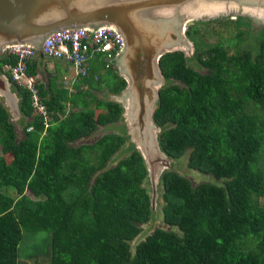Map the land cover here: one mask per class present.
Instances as JSON below:
<instances>
[{
	"label": "trees",
	"instance_id": "obj_1",
	"mask_svg": "<svg viewBox=\"0 0 264 264\" xmlns=\"http://www.w3.org/2000/svg\"><path fill=\"white\" fill-rule=\"evenodd\" d=\"M193 32L190 55L158 60L164 83L151 118L169 166L154 207L125 125L87 140L123 119L115 66L95 61L70 92L55 83L60 62L35 55L26 73L46 72L34 82L44 122L2 68L16 57L0 54L19 98V118L0 102V264H264V33L228 53ZM100 88L103 98L91 92ZM187 169L216 181L193 183Z\"/></svg>",
	"mask_w": 264,
	"mask_h": 264
},
{
	"label": "water",
	"instance_id": "obj_2",
	"mask_svg": "<svg viewBox=\"0 0 264 264\" xmlns=\"http://www.w3.org/2000/svg\"><path fill=\"white\" fill-rule=\"evenodd\" d=\"M249 8L264 14V0H0V54L13 44L39 49L61 29L110 26L119 32L124 45L114 64L125 86L115 99L122 107L126 134L145 164L154 207L159 174L169 166L151 118L164 83L158 60L171 50L191 54L192 42L184 34L188 19L207 20ZM254 17L260 18L254 20L259 27L264 24V15ZM0 97L10 113L17 111L19 98L1 73Z\"/></svg>",
	"mask_w": 264,
	"mask_h": 264
},
{
	"label": "built area",
	"instance_id": "obj_3",
	"mask_svg": "<svg viewBox=\"0 0 264 264\" xmlns=\"http://www.w3.org/2000/svg\"><path fill=\"white\" fill-rule=\"evenodd\" d=\"M123 45L120 33L110 26L98 27L92 31L85 28L61 29L46 37L39 49L21 44L9 45L3 53L15 56L16 62L2 68L8 70L13 83L31 93L34 111L43 115L46 122L45 109L34 86L35 77L26 73L27 62L35 55H39L40 51L41 57L64 64L65 71L61 75V82L69 90L79 77H85L90 73L91 64L95 61L101 60L104 69L115 66L114 57L122 50ZM93 78H97L96 73L93 74Z\"/></svg>",
	"mask_w": 264,
	"mask_h": 264
},
{
	"label": "rangeland",
	"instance_id": "obj_4",
	"mask_svg": "<svg viewBox=\"0 0 264 264\" xmlns=\"http://www.w3.org/2000/svg\"><path fill=\"white\" fill-rule=\"evenodd\" d=\"M247 11H243L242 13H233V14H223V15H219V16H214L212 18H209L207 20H201V19H188L185 23L184 26L190 28V27H195L196 32L192 33L194 36H198L201 38V41L203 43H214L216 41L223 42L224 46L227 48L228 52H233L234 50L238 49L241 45H243L244 47L248 46L251 49L255 46L256 43V39L258 38V36L262 33H264V31H260V27L259 24L256 23L254 20L260 19V18H255L254 16L257 17V15L261 14L264 15L260 10H256V9H246ZM252 12H256L255 15L253 16ZM233 18H240L241 22H243L244 24H236L234 25L233 23H228L225 25H219L220 20L224 19V20H233ZM185 29V28H184ZM44 58V57H43ZM45 66L47 71L49 72H53V66L51 62H45ZM41 74L40 72H38L36 74L35 79L37 80H41L42 78V73L44 74V69L40 68ZM59 74L55 80V83L57 84H62L61 82V75L60 73H64L61 72L62 69L59 70ZM46 73V72H45ZM46 75V74H45ZM73 92V87L72 89H69V91ZM12 91V90H11ZM13 92V91H12ZM92 93H94L95 97L97 98H103L102 95H100L99 93L101 92V88L96 90H91ZM0 102L2 103V105H4L5 107L7 106L4 99H2L0 97ZM7 108V107H6ZM69 109V108H67ZM14 117L19 118V111L17 109V111H15L13 113ZM122 122V124H121ZM121 125H125L124 124V120L122 119L121 121H117L116 124L111 125L109 128H102L97 132H95L94 134H92L87 140H93L94 138L96 139V137H98L100 135V133H104V132H108L109 130H119L121 129ZM126 133V130H125ZM125 136H127L128 140L129 139V135L126 134ZM120 155V154H119ZM185 166V165H184ZM186 175L190 178V180L193 183H197L203 180H207V181H213L215 182V179H212L210 176H205L199 172H196L194 170H186ZM148 186V185H147ZM159 220L160 217H156L155 220H153L152 222H149L145 225H143V229L141 232L140 236H137L133 241H131V246H133L135 243H137L139 240H141L142 238H144V235H146L153 227H155L157 224H159ZM20 262H24L25 264H32V259L31 258H20L19 260Z\"/></svg>",
	"mask_w": 264,
	"mask_h": 264
},
{
	"label": "flooded vegetation",
	"instance_id": "obj_5",
	"mask_svg": "<svg viewBox=\"0 0 264 264\" xmlns=\"http://www.w3.org/2000/svg\"><path fill=\"white\" fill-rule=\"evenodd\" d=\"M222 20H224V19H222ZM231 21V23H233L234 25H236V24H244L243 22H241V20H240V18H238V19H236V18H233V20H230ZM195 30V27H190V28H188L187 26L185 27V29H184V34L185 35H188V33L187 32H190V31H194ZM220 41V40H219ZM217 42V41H216ZM215 43V42H214ZM222 44H223V42H221ZM224 45V44H223ZM227 49V48H226ZM228 51V50H227ZM235 51V50H234ZM229 53V52H228ZM231 53V52H230Z\"/></svg>",
	"mask_w": 264,
	"mask_h": 264
},
{
	"label": "crops",
	"instance_id": "obj_6",
	"mask_svg": "<svg viewBox=\"0 0 264 264\" xmlns=\"http://www.w3.org/2000/svg\"><path fill=\"white\" fill-rule=\"evenodd\" d=\"M60 64H61L60 67H61V69H62L61 72H64V71H65V66H64V64H62V63H60ZM52 66H53V64H52ZM60 74H63V73H60Z\"/></svg>",
	"mask_w": 264,
	"mask_h": 264
}]
</instances>
